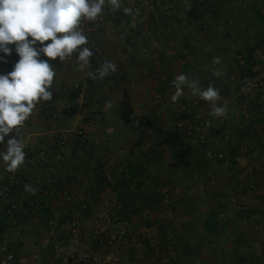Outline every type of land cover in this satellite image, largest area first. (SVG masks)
I'll list each match as a JSON object with an SVG mask.
<instances>
[{"label":"crops","instance_id":"crops-1","mask_svg":"<svg viewBox=\"0 0 264 264\" xmlns=\"http://www.w3.org/2000/svg\"><path fill=\"white\" fill-rule=\"evenodd\" d=\"M127 6L121 0L112 12L106 4L102 23L92 22L91 30L82 25L87 46L101 51L90 69L77 71L75 56L50 61L57 68L52 101H41L19 137L25 164L9 173L0 159V195L18 181L36 187L35 195L24 193L46 201L51 221L46 226L38 215L6 227L3 243L14 264H62L57 250L66 244L52 226L66 217L62 228L81 242L67 264H78L82 254L98 264H264V87L254 88L251 99L239 96L243 75L264 82V0H139L136 17L124 14ZM10 47L0 74L19 60ZM106 60L117 65L115 73L87 76ZM180 73L220 90L225 125L187 87L172 101ZM124 100L132 110L128 124L120 118ZM193 101L199 107L185 116L211 128L204 146L191 136L183 149L170 128L175 111ZM207 149L225 160H207ZM66 191L70 202L62 197ZM99 214L106 219L97 220Z\"/></svg>","mask_w":264,"mask_h":264},{"label":"clouds","instance_id":"clouds-1","mask_svg":"<svg viewBox=\"0 0 264 264\" xmlns=\"http://www.w3.org/2000/svg\"><path fill=\"white\" fill-rule=\"evenodd\" d=\"M106 4L112 12L121 8V0H0V53L4 54L0 61L12 54L10 45L15 46L19 56L11 72L0 74V144H4L0 159L5 171L16 173L25 164L26 145L19 138L21 130L41 101H52L57 68L50 61L59 58L64 63L75 56L77 71L91 68L94 52L87 46L89 39L82 25L102 19ZM123 12L132 15L133 9L124 7ZM213 62L219 65L222 60L216 57ZM116 70L117 65L106 60L95 71H87V76L104 79ZM212 75L220 77L223 73L214 70ZM172 87L173 102L187 87L193 96L209 103L210 116L227 117L228 108L219 103L220 90L213 85L203 88L199 78L180 73L173 79ZM11 133L15 135L5 143ZM24 190L32 195L38 191L29 184L24 185Z\"/></svg>","mask_w":264,"mask_h":264},{"label":"built area","instance_id":"built-area-1","mask_svg":"<svg viewBox=\"0 0 264 264\" xmlns=\"http://www.w3.org/2000/svg\"><path fill=\"white\" fill-rule=\"evenodd\" d=\"M123 2H125L128 6L127 7H131L133 9V14L129 15V16H138L140 13V6H139V0H122ZM103 17L102 19H98L96 22H94V24L99 25L100 23L103 22ZM92 22H86L85 26L88 29H94L95 27H93L94 25L91 24ZM94 54L96 56H100L101 55V51L99 49H95L94 50ZM73 89H77L76 85L72 86ZM262 87H264V82L261 81V79L259 77H251V78H246L244 80L241 81V88H242V93L239 94V96L242 97H248V99H251L253 97V89L257 88V89H261ZM104 90H106L105 88H103ZM83 94H81L80 96H82ZM86 97V95H85ZM199 107V102L198 101H193L190 104H187L185 106H182L180 108H178L175 111L176 117L177 119L174 121L172 127L170 128V133L172 135L173 140L176 142H181L183 141V139L191 137V136H197L200 140V144H202L204 146L205 144V140H204V134L210 130L211 128V123L209 121H196L193 118L187 117L185 116V111L189 108H197ZM219 122L221 125H225L226 121L225 118H219ZM139 129L141 131L145 130V127L143 125L139 126ZM80 135H82L81 132H79ZM64 141L61 142V144H63ZM184 143V142H183ZM182 143V148L185 149L186 146L183 145ZM204 156L207 160H215V161H224L225 160V155L221 152H212L210 150H206L204 153ZM262 170H264V168H262ZM49 183H52V180L48 181ZM66 199L70 200V195L68 193H65ZM24 196H20L18 198H15L13 200H11V210L14 209H18L19 211H21L22 213H24V208H21V206L24 204ZM32 205H30L31 207ZM106 219V215H98L97 216V220H103ZM39 232L40 233H44L45 232V228L41 227L39 228ZM57 238L62 242L65 243L66 245L64 246V248L60 247L57 250V253H59L61 255V263L62 264H67L69 262V259L71 258V256H73V253L75 251H77V248L80 246V238L78 235L76 234H69L67 233V230L64 228H60L57 230ZM120 238L123 237V233L119 234ZM137 237L133 236L130 238V241L132 243H136L139 241V243L141 244L142 242H144L146 240V236L144 234L140 235V237L138 238V241L136 239ZM44 249L45 247H40L39 249H37V251L33 254V260L36 263H39L43 257L44 254ZM0 264H14L15 263V259L12 253H10L7 249V245L5 243H3L0 246ZM75 261L78 264H98L99 260L98 258L94 257L91 254H82L80 256L75 257Z\"/></svg>","mask_w":264,"mask_h":264},{"label":"trees","instance_id":"trees-1","mask_svg":"<svg viewBox=\"0 0 264 264\" xmlns=\"http://www.w3.org/2000/svg\"><path fill=\"white\" fill-rule=\"evenodd\" d=\"M251 77H253V76L252 75H249V76L243 75L242 79L244 80L246 78H251ZM121 108H122L121 113H120L121 121L124 124H128L131 120L132 110H131L128 102L125 100L122 102ZM23 189H24V186H23L22 181H18L16 185H14L10 188H7L6 189L7 191L2 192V194L0 195V246L4 242L6 227H11L13 220H16L17 224L18 223L24 224L25 221L32 220V218H35L38 215L39 216L42 215L47 220V222H49V223L46 222L47 223L46 226L48 224H51L50 215H49V211H48V206L46 205L47 204L46 201H43V200L41 201V200H37L35 198L28 197V195H26L24 193ZM18 193H21V195L25 194V196H26V197L24 196L25 202L21 206V208L25 209L24 213H22L18 209L11 210V206H10L11 204L2 202L7 198H12V200L15 199L14 196L18 195ZM18 197H20V196H17L16 198H18ZM62 197H64V199L67 202H70L66 199L65 193L62 194ZM30 205H32V206L30 207ZM65 214L66 215L68 214L69 217L71 216L70 212L65 213ZM82 217L83 218L85 217V213L82 214ZM19 219L21 220V222H19ZM68 220H69L68 217L62 218L56 225L52 226L53 230L56 231V230L62 228V225L64 223H66ZM41 226H39V227L37 226V229L41 228ZM160 230H161V228H160Z\"/></svg>","mask_w":264,"mask_h":264},{"label":"rangeland","instance_id":"rangeland-1","mask_svg":"<svg viewBox=\"0 0 264 264\" xmlns=\"http://www.w3.org/2000/svg\"><path fill=\"white\" fill-rule=\"evenodd\" d=\"M65 193H68L67 191L65 192ZM68 194H70L71 195V193H68ZM70 200H71V197H70ZM70 200H68V201H70ZM99 215H101V214H99ZM103 215V214H102ZM100 221V220H99ZM100 223V222H99ZM81 243V242H80Z\"/></svg>","mask_w":264,"mask_h":264}]
</instances>
